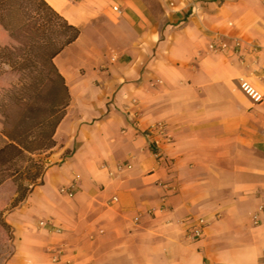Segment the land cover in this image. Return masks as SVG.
Instances as JSON below:
<instances>
[{"label":"crops","instance_id":"0c3cea01","mask_svg":"<svg viewBox=\"0 0 264 264\" xmlns=\"http://www.w3.org/2000/svg\"><path fill=\"white\" fill-rule=\"evenodd\" d=\"M45 1L80 29L53 58L69 103L0 264H264V0Z\"/></svg>","mask_w":264,"mask_h":264},{"label":"trees","instance_id":"16d2710c","mask_svg":"<svg viewBox=\"0 0 264 264\" xmlns=\"http://www.w3.org/2000/svg\"><path fill=\"white\" fill-rule=\"evenodd\" d=\"M79 34L80 29L68 23L45 0H0V58H17L20 52L26 51L25 46L22 47L25 43L31 54L35 51L40 53L54 68L62 85V94L45 111L47 115L40 118L32 116L28 122L24 116L6 128L7 140L0 147V185L9 178L16 181L11 208L19 205L41 183L48 166L35 155L47 153L56 145L54 134L69 103L67 86L53 58ZM29 110L33 113L35 109L31 106Z\"/></svg>","mask_w":264,"mask_h":264},{"label":"rangeland","instance_id":"374dc122","mask_svg":"<svg viewBox=\"0 0 264 264\" xmlns=\"http://www.w3.org/2000/svg\"><path fill=\"white\" fill-rule=\"evenodd\" d=\"M19 44L22 43L19 42ZM24 46L26 51L20 52L17 58L13 56L0 58V137L3 135L2 145L7 140L6 128L12 127L24 116L28 122L32 116L40 118L47 115L46 112L50 105L55 103L62 94V85L54 68L44 60L40 53L35 51L31 54L29 46L25 43L22 47ZM31 106L35 109L33 113L29 110ZM48 155V152H41L35 156L48 164ZM15 191L16 181L11 178L2 183L0 187V259L2 258L3 261L13 250V234L10 224L6 222L5 213L11 209L10 204L15 197Z\"/></svg>","mask_w":264,"mask_h":264},{"label":"built area","instance_id":"2783aa9c","mask_svg":"<svg viewBox=\"0 0 264 264\" xmlns=\"http://www.w3.org/2000/svg\"><path fill=\"white\" fill-rule=\"evenodd\" d=\"M169 6L173 7L174 3L173 1H168ZM116 9V8H115ZM193 11L195 9V7H192ZM244 44V40H242L241 38H237L235 40V52H239L240 49L242 48V45ZM228 47V42L226 40H217L215 42H212L209 45V49L210 50H225ZM250 49H254L256 47H254L253 45L249 46ZM240 88L242 89V91L248 95L254 102H258L260 100H262L263 95L258 92L255 88H253L247 81L242 80L240 82ZM152 129L159 133V134H164V124L163 123H158L155 126L152 127ZM158 141L160 140H154L153 141V145L157 146L158 145ZM124 167H130V164L128 163H124V164H118L117 168L120 170ZM75 183L72 184L69 187H65L63 186V188L61 187V189L59 190L60 193L62 194H66L68 196H73V189H74ZM116 199V198H114ZM135 221H138V218H135ZM182 224L185 225L187 227V236L188 238H190L191 240H197L199 238L202 237L203 233H204V228L206 226V222L203 218H198L196 220H184L182 221ZM38 226L40 228H45L48 229L50 231H57L59 232L61 230L60 227L56 226L54 224V222H52V220L48 219V220H40L38 222ZM58 257H54V260H58Z\"/></svg>","mask_w":264,"mask_h":264}]
</instances>
